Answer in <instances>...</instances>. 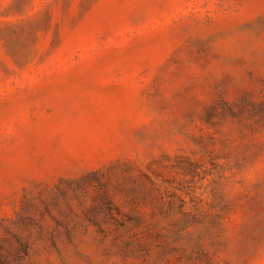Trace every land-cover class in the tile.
Here are the masks:
<instances>
[{"label": "rangeland", "instance_id": "374dc122", "mask_svg": "<svg viewBox=\"0 0 264 264\" xmlns=\"http://www.w3.org/2000/svg\"><path fill=\"white\" fill-rule=\"evenodd\" d=\"M0 264H264V0H0Z\"/></svg>", "mask_w": 264, "mask_h": 264}]
</instances>
